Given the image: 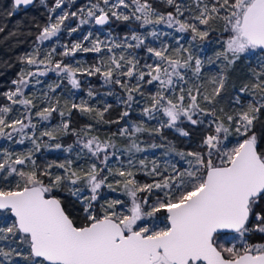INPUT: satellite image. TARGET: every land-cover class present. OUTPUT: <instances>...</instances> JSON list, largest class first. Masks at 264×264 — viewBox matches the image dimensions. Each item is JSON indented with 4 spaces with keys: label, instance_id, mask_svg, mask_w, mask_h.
<instances>
[{
    "label": "snow or ice",
    "instance_id": "6c2138e0",
    "mask_svg": "<svg viewBox=\"0 0 264 264\" xmlns=\"http://www.w3.org/2000/svg\"><path fill=\"white\" fill-rule=\"evenodd\" d=\"M0 34V264H264V0H10Z\"/></svg>",
    "mask_w": 264,
    "mask_h": 264
},
{
    "label": "trees",
    "instance_id": "16d2710c",
    "mask_svg": "<svg viewBox=\"0 0 264 264\" xmlns=\"http://www.w3.org/2000/svg\"><path fill=\"white\" fill-rule=\"evenodd\" d=\"M10 2V0H0V5H7ZM35 17L37 20H41L42 16H41V9L40 8H29L27 10V17L25 18V13L23 11L19 12L16 16H14L12 18L11 21H9V27L11 28L13 26V24H15L17 21L21 20L22 18L25 19V24L28 23V21L32 18ZM88 27L90 26H85V30L88 29ZM115 31L117 33H120L121 29L120 28H116ZM106 30L105 32L102 33L103 35H106ZM4 34H0V40H2V36ZM20 39L24 40L25 43L21 44L19 47H14V52L19 53V52H23L25 50H27L30 47V42L32 39H34V37H28V36H23ZM64 39L67 40V36H64ZM14 41H8L7 43H3L0 42V57L3 58H7V56L9 55L7 49L9 47V45H13ZM141 55H143V52H141ZM76 59L78 60H84V61H91L92 60V54H77ZM12 71H15V69H13ZM11 77H9L10 79ZM48 79L50 80H55L56 77L54 74H49ZM82 90L77 91V90H73L71 89V86L67 84V81H64V87L66 89V91L64 92V98H68L69 97V93H75L76 97H86V91H87V87L89 85L93 86L96 89H100L101 91H103L104 89H101V83L102 81L97 78V77H82ZM108 103H111L114 105V111H113V115H115L116 112L119 111V106H117V102H116V98L114 96L112 97H106ZM135 115V114H134ZM78 123H82L84 122L85 118L83 117H76ZM59 120L58 118L56 120L53 121V123H58ZM115 125L111 126V130H115ZM108 130V126H103L102 128V132L101 134H103L104 131ZM64 142L65 143H71L72 142V138L70 137H66L64 138ZM65 155H67L66 153H62V152H51L48 153V156L50 159H55L57 156H59L60 158H63ZM161 219H163V214H161Z\"/></svg>",
    "mask_w": 264,
    "mask_h": 264
}]
</instances>
